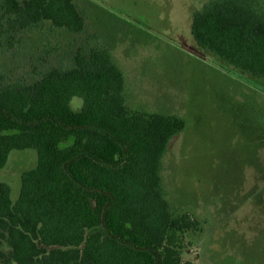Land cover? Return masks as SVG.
Wrapping results in <instances>:
<instances>
[{
  "label": "trees",
  "instance_id": "16d2710c",
  "mask_svg": "<svg viewBox=\"0 0 264 264\" xmlns=\"http://www.w3.org/2000/svg\"><path fill=\"white\" fill-rule=\"evenodd\" d=\"M43 25L81 32L84 17L74 0H0V53ZM191 33L233 71L264 78V0H208ZM184 127L127 105L123 71L99 44L30 79L0 74V169L13 149L37 153L15 200L0 182V264H199L182 257L196 221L172 211L162 184Z\"/></svg>",
  "mask_w": 264,
  "mask_h": 264
},
{
  "label": "rangeland",
  "instance_id": "374dc122",
  "mask_svg": "<svg viewBox=\"0 0 264 264\" xmlns=\"http://www.w3.org/2000/svg\"><path fill=\"white\" fill-rule=\"evenodd\" d=\"M74 1L81 32L48 25L27 32L17 48L0 53V74L30 79L41 68L68 65L79 48L107 47L123 71L127 105L185 120L161 166L172 211L196 221L182 257L264 264V78L233 71L196 43L192 16L208 0ZM36 161L34 148L10 152L0 182L12 200Z\"/></svg>",
  "mask_w": 264,
  "mask_h": 264
}]
</instances>
